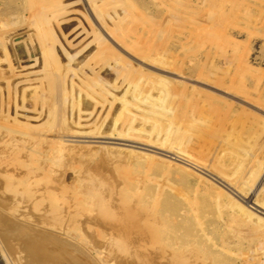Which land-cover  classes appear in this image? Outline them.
<instances>
[{"label":"rangeland","instance_id":"374dc122","mask_svg":"<svg viewBox=\"0 0 264 264\" xmlns=\"http://www.w3.org/2000/svg\"><path fill=\"white\" fill-rule=\"evenodd\" d=\"M0 250L264 264V0H0Z\"/></svg>","mask_w":264,"mask_h":264},{"label":"bare ground","instance_id":"6f19581e","mask_svg":"<svg viewBox=\"0 0 264 264\" xmlns=\"http://www.w3.org/2000/svg\"><path fill=\"white\" fill-rule=\"evenodd\" d=\"M40 242V241H39ZM46 243V242H45ZM58 243V242H57ZM56 243V244H57ZM44 244V243H43ZM48 244V243H47ZM59 244V243H58ZM54 250V249H53ZM57 250V249H56ZM84 261V260H83ZM86 262V260H85ZM0 264H11L10 260L5 256L4 252L0 250Z\"/></svg>","mask_w":264,"mask_h":264}]
</instances>
